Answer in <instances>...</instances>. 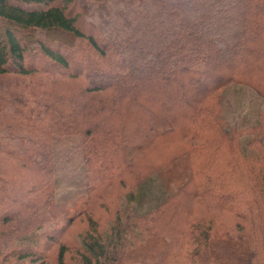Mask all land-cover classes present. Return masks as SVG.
Returning <instances> with one entry per match:
<instances>
[{"label": "trees", "instance_id": "1", "mask_svg": "<svg viewBox=\"0 0 264 264\" xmlns=\"http://www.w3.org/2000/svg\"><path fill=\"white\" fill-rule=\"evenodd\" d=\"M119 1L0 0V223L28 246L11 255L264 264V112L229 131L222 104L231 84L264 99V0ZM63 137L85 185L59 199Z\"/></svg>", "mask_w": 264, "mask_h": 264}, {"label": "rangeland", "instance_id": "2", "mask_svg": "<svg viewBox=\"0 0 264 264\" xmlns=\"http://www.w3.org/2000/svg\"><path fill=\"white\" fill-rule=\"evenodd\" d=\"M91 0H78L79 4L87 5ZM114 5L115 11L120 10L121 4L119 0H108ZM95 9H90L87 16V24H94L99 29L103 27V20L101 19L99 13ZM223 104V119L227 122V130L231 131L234 128L246 127L252 123L259 112H264V99L259 96L253 89L241 86L237 84L229 85L223 93L222 97ZM246 137H242L241 143L245 149H248L246 145L248 144ZM59 147L56 148L57 156H64L65 162H63L58 169V185L56 188L57 198H74L80 195L84 191L85 179L83 174V166L81 154L79 151V138L77 137H63L59 139ZM67 160V162H66ZM67 175L73 177L70 182L66 179ZM116 188V186H115ZM113 190L114 194H119L117 192L124 193L125 190L117 189ZM160 186H153L148 192L158 193L161 192ZM117 190V191H116ZM163 192V191H162ZM119 195H115L116 197ZM153 195V194H152ZM156 202V199L144 201L145 206L142 207L143 210H149L152 208L151 203ZM150 203V204H149ZM138 207L140 205H137ZM105 218V217H104ZM23 225L22 219H16L5 225L0 223V261L3 264H19L20 261L17 257L11 255V251L14 248L25 250L28 246L26 245L25 238H21L17 232H14V228L21 227ZM86 221H77L75 225L71 228L69 232V238H76V235L86 227ZM10 238V239H9ZM10 253V254H9ZM48 254V253H47ZM52 251L49 256H52ZM48 256V258H49ZM54 256V255H53ZM48 260V264H55L54 257ZM25 261H30L27 259ZM25 264V263H23ZM31 264V263H30Z\"/></svg>", "mask_w": 264, "mask_h": 264}]
</instances>
